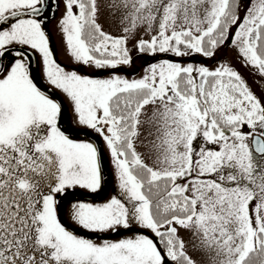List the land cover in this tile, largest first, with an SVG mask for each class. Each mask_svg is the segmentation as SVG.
<instances>
[{"label":"snow or ice","instance_id":"obj_1","mask_svg":"<svg viewBox=\"0 0 264 264\" xmlns=\"http://www.w3.org/2000/svg\"><path fill=\"white\" fill-rule=\"evenodd\" d=\"M241 2L112 0L124 33L112 36L98 23V0H64L59 27L74 62L97 70L130 65L129 34L158 23L139 53L213 57L230 41L264 75V0H252L242 22ZM48 10V0H0V264H197L179 229L200 238L211 264H264V103L225 65L163 59L139 79L82 75L55 60L41 19ZM37 53L47 84L104 141L118 181L106 202L73 203L71 220L134 236L98 243L59 218L66 189H101L103 150L60 129L61 104L30 73ZM144 126L153 166L135 146Z\"/></svg>","mask_w":264,"mask_h":264},{"label":"rangeland","instance_id":"obj_2","mask_svg":"<svg viewBox=\"0 0 264 264\" xmlns=\"http://www.w3.org/2000/svg\"><path fill=\"white\" fill-rule=\"evenodd\" d=\"M101 5V14L98 18V23L101 24L102 30L112 36H123V26L121 25L122 13H116L114 9H109L107 5L112 3V0H98ZM119 3V0H117ZM252 0H242L240 6L241 22L243 15L247 14V7H250ZM59 6L55 8L54 14L44 21L43 27L46 35L49 38L50 48L54 53L55 60L62 66L75 68L80 74L88 75L90 78H108L112 75H118L128 80L134 78L139 79L145 74V70L153 63H158L160 60L167 59L171 62H179L183 65L189 63L194 66H205L210 71L215 70L221 65L228 66L236 71L241 79L245 82L248 89L264 103V75L260 74L257 69L251 65H246L243 57L239 54L238 49L234 48L229 41L227 46H219L214 50L213 57H205L202 53H189V55L184 57H176L171 53L151 55L149 53H139L136 43L140 39L150 40L152 35L156 34L158 29V23L154 25L152 30L148 29L147 25L139 26L134 34H129L127 48L130 52L131 64L121 65L113 70H97L94 67L86 66L82 64H76L68 52L66 47V41L64 40L63 33L59 27V20L61 19L64 12V0H55V5ZM51 0L49 1V10L47 16L50 13ZM46 16V17H47ZM46 17H41L44 19ZM235 27L232 29L233 34L235 33ZM37 65H38V82L40 85L55 91L63 101L64 113L61 118V126L65 131H73L77 129L86 130L89 134L97 138L100 144V148L103 150V165L106 174V191H104L103 181L101 189L93 193L88 189L80 188L76 186L73 189L81 190L89 195L96 196L101 194L99 197H83L75 193L67 194L61 201L60 204V218L64 224L69 225L73 228L75 234L83 236L85 238L93 239L96 242H101L104 239L116 241L122 238L134 236L135 232H129L123 228L119 229L117 232H106V233H94L89 230L82 229L74 224L71 220V205L76 202H86V203H103L110 199L113 195H118V181L115 175L114 165L111 162V156L105 147L102 138L94 133L93 131L86 129L84 126L80 125L76 114L74 112L73 104L70 99L60 90H56L47 84L43 77L41 58L39 54L36 55ZM11 59V55H9ZM55 101L56 99L48 94ZM57 102V101H56ZM143 119V117H142ZM248 131L247 127L243 129ZM70 138L81 141V140H93L88 136L81 133L68 134ZM154 140V136L148 135V128L144 126L141 128V136L135 141L136 150L142 154L143 159L147 164L153 166L154 160L156 158V153L151 149V143ZM215 150L216 146H211ZM198 148V146H197ZM102 176V173H101ZM210 178V177H205ZM184 183L185 181H179ZM70 189V188H69ZM58 197V196H57ZM251 208H255V204L251 205ZM254 219L255 212L250 213ZM135 227V226H134ZM68 228V227H67ZM69 229V228H68ZM70 230V229H69ZM146 231V230H145ZM150 233V232H149ZM179 236L183 239L185 243V248L187 253L192 257L197 264H211V257L205 252L201 251L199 248L200 238L194 236L190 231L179 229Z\"/></svg>","mask_w":264,"mask_h":264},{"label":"water","instance_id":"obj_3","mask_svg":"<svg viewBox=\"0 0 264 264\" xmlns=\"http://www.w3.org/2000/svg\"><path fill=\"white\" fill-rule=\"evenodd\" d=\"M32 61H33V57L31 58V62H30V63H31L30 73H31V76H32L34 82L37 83V85H38L42 90H44L46 93H48V94L52 95L54 98H56L57 101H58V102L61 104V106H62L61 113H60L59 116H58V126L60 127V129H61L62 131H64L67 135H68V134H74V133H81V134H84V135H86V136L92 138V139L94 140L95 144L98 145V147L100 148L99 141H98L95 137L91 136L86 130L77 129V130H73V131H65V130L62 128V126H61V118H62L63 113H64V110H65V108H64V104H63V102H62L60 96H59L55 91H53V90H51V89H49V88H46V87L40 85L39 82H36V80H35V78H34V76H33V73H32V68H33V67H32ZM100 149H101V148H100ZM101 170H102V176H103V184H104L103 186H104V191H106V184H105L106 174H105V171H104L103 158H102V163H101ZM70 193H75V194H78V195L83 196V197H99V196H101V194H99V195H97V196H92V195H89V194H87V193H85V192H82L81 190H78V189H69V190H66V192H65L64 194L59 195V197L57 198V201H58L59 206H60V204H61V200H62L67 194H70ZM59 218H60V207H59ZM60 219H61V218H60ZM61 221H62V220H61ZM62 223H63V222H62ZM63 224H64V223H63ZM64 225H65V224H64ZM65 226L68 227V228L71 229V230H74V229L71 228L69 225H65Z\"/></svg>","mask_w":264,"mask_h":264},{"label":"flooded vegetation","instance_id":"obj_4","mask_svg":"<svg viewBox=\"0 0 264 264\" xmlns=\"http://www.w3.org/2000/svg\"><path fill=\"white\" fill-rule=\"evenodd\" d=\"M49 1L50 0H48V4H49ZM51 7H52V9L53 8H56L55 7V2L53 3L52 2V0H51ZM52 9L50 10V13H49V15L47 16V17H49L50 15L52 16L53 15V11H52ZM46 17V18H47ZM8 60H10V57L9 56H6L5 57V62H7ZM32 73H33V76H34V78H35V80H36V82H38V65H37V60H36V56H33V61H32ZM48 94V93H47ZM56 99V98H55ZM56 101H57V99H56ZM58 102V101H57ZM59 103V102H58ZM93 140V139H92ZM93 143H95L94 142V140H93ZM57 199V198H56ZM62 201V200H61ZM129 232H135V231H129ZM147 234H149L150 236L152 235L151 233H147Z\"/></svg>","mask_w":264,"mask_h":264},{"label":"trees","instance_id":"obj_5","mask_svg":"<svg viewBox=\"0 0 264 264\" xmlns=\"http://www.w3.org/2000/svg\"><path fill=\"white\" fill-rule=\"evenodd\" d=\"M241 6V5H240Z\"/></svg>","mask_w":264,"mask_h":264}]
</instances>
